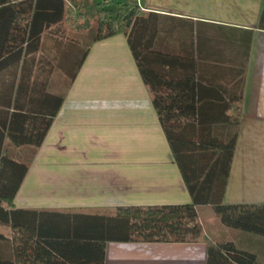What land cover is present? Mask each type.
I'll list each match as a JSON object with an SVG mask.
<instances>
[{
  "label": "crops",
  "instance_id": "0c3cea01",
  "mask_svg": "<svg viewBox=\"0 0 264 264\" xmlns=\"http://www.w3.org/2000/svg\"><path fill=\"white\" fill-rule=\"evenodd\" d=\"M263 2L138 0L134 37H150V49L177 56L160 63L164 72L182 70L184 58L192 62L204 95L195 106L213 109L217 92L226 104L241 87L227 203L264 202V29L258 25ZM151 99L127 34L95 41L36 148L14 195L15 206L93 210L190 201ZM212 122L224 134L232 131L224 121ZM199 207L212 210L208 204ZM26 234L30 241L32 230L11 227L18 264ZM243 236L239 245L230 240L264 261V236ZM23 252L26 256L29 250ZM205 257L204 240L107 241L103 264H205Z\"/></svg>",
  "mask_w": 264,
  "mask_h": 264
},
{
  "label": "trees",
  "instance_id": "16d2710c",
  "mask_svg": "<svg viewBox=\"0 0 264 264\" xmlns=\"http://www.w3.org/2000/svg\"><path fill=\"white\" fill-rule=\"evenodd\" d=\"M137 10L138 0L115 6L93 0H0V264H18L12 226L33 231L30 241L27 234L23 237L22 264H103L107 241L201 240L206 241L205 264H264L230 239H208L197 209L208 204L223 225L264 236V202L224 201L241 114V87L226 104L217 92L213 109L195 106L204 95L192 75V62L184 58L177 73L160 70L167 57L177 56L150 49V37H134ZM73 13L77 16L71 17ZM258 25L264 29V2ZM120 31L127 34L152 93L190 201L93 210L15 206L14 195L36 148L91 45ZM213 120L226 122L232 131L224 134Z\"/></svg>",
  "mask_w": 264,
  "mask_h": 264
},
{
  "label": "rangeland",
  "instance_id": "374dc122",
  "mask_svg": "<svg viewBox=\"0 0 264 264\" xmlns=\"http://www.w3.org/2000/svg\"><path fill=\"white\" fill-rule=\"evenodd\" d=\"M96 4L101 2H105L104 0H93ZM124 0H110L103 5L105 6H115L117 4H120ZM77 15L73 13L71 17H76ZM199 212V219L201 223L203 224V230L205 235L213 240H218V239H233L237 242V244H242L244 242V237L243 235H254L253 232H247L245 230H241L239 228H233V227H227L222 224L220 219L214 214V212L209 209V208H203L199 207L198 208ZM244 233H249V234H244ZM252 233V234H250ZM260 235V234H258ZM263 236V235H262ZM248 237H253V236H248ZM252 245L256 247V241L255 240H250L249 241Z\"/></svg>",
  "mask_w": 264,
  "mask_h": 264
}]
</instances>
